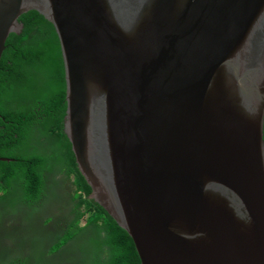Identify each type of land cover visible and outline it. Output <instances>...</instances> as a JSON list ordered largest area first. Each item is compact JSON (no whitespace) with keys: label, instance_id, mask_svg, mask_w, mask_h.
Wrapping results in <instances>:
<instances>
[{"label":"water","instance_id":"95a60500","mask_svg":"<svg viewBox=\"0 0 264 264\" xmlns=\"http://www.w3.org/2000/svg\"><path fill=\"white\" fill-rule=\"evenodd\" d=\"M30 10L89 198L141 263L264 264V0H0V63Z\"/></svg>","mask_w":264,"mask_h":264},{"label":"trees","instance_id":"16d2710c","mask_svg":"<svg viewBox=\"0 0 264 264\" xmlns=\"http://www.w3.org/2000/svg\"><path fill=\"white\" fill-rule=\"evenodd\" d=\"M20 20L22 33L10 35L0 63V158L13 159L0 160V203L17 204L13 198L17 184L25 188L30 203L37 204L46 199L53 175H64L63 184L79 194V200L71 197L78 233L65 240L57 236L60 244L49 253L61 251L85 231L90 247L98 246L92 256L100 262L93 264H141L133 238L89 198L92 188L78 168L66 133L67 82L55 27L36 10L25 12ZM87 212L85 227L79 228ZM27 263L33 264L28 259L10 264Z\"/></svg>","mask_w":264,"mask_h":264},{"label":"rangeland","instance_id":"374dc122","mask_svg":"<svg viewBox=\"0 0 264 264\" xmlns=\"http://www.w3.org/2000/svg\"><path fill=\"white\" fill-rule=\"evenodd\" d=\"M66 177L59 173L47 184V197L37 204L29 201L28 194L21 185H13L16 193L13 198L17 204L10 207L0 203V264L15 261L93 264L99 263L92 256L98 246L90 247L91 240L84 233L77 239L63 246L59 252L51 254V249L70 235L78 233L74 222V205L72 196L79 200V194L63 184ZM2 191L0 194H2ZM82 207L81 209H84ZM90 212L79 224L85 227ZM101 248V246L99 247Z\"/></svg>","mask_w":264,"mask_h":264},{"label":"clouds","instance_id":"9594fccd","mask_svg":"<svg viewBox=\"0 0 264 264\" xmlns=\"http://www.w3.org/2000/svg\"><path fill=\"white\" fill-rule=\"evenodd\" d=\"M23 30V29H22ZM22 33V32H21ZM20 33V34H21ZM64 58V57H63ZM67 114H68V110H67ZM67 117V116H66ZM2 158H5V157H2ZM12 159V158H11ZM12 162V161H11ZM90 199H92V198H90ZM96 202V201H95ZM96 203H98V202H96ZM83 228V227H82ZM28 264V263H27ZM142 264V263H141Z\"/></svg>","mask_w":264,"mask_h":264}]
</instances>
